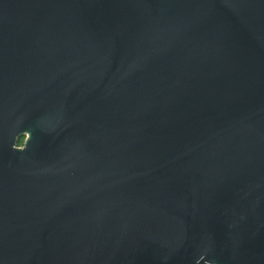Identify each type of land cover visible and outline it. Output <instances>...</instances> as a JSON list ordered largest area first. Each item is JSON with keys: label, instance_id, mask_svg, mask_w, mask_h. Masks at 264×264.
Returning <instances> with one entry per match:
<instances>
[{"label": "water", "instance_id": "water-1", "mask_svg": "<svg viewBox=\"0 0 264 264\" xmlns=\"http://www.w3.org/2000/svg\"><path fill=\"white\" fill-rule=\"evenodd\" d=\"M0 264H264V0H0Z\"/></svg>", "mask_w": 264, "mask_h": 264}, {"label": "trees", "instance_id": "trees-1", "mask_svg": "<svg viewBox=\"0 0 264 264\" xmlns=\"http://www.w3.org/2000/svg\"><path fill=\"white\" fill-rule=\"evenodd\" d=\"M22 143H23V139H21V140L19 141V144H20V145H22Z\"/></svg>", "mask_w": 264, "mask_h": 264}, {"label": "rangeland", "instance_id": "rangeland-1", "mask_svg": "<svg viewBox=\"0 0 264 264\" xmlns=\"http://www.w3.org/2000/svg\"><path fill=\"white\" fill-rule=\"evenodd\" d=\"M23 141H24V139H23ZM23 144V143H22Z\"/></svg>", "mask_w": 264, "mask_h": 264}]
</instances>
